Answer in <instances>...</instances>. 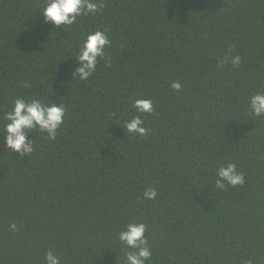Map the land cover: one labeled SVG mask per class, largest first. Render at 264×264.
Listing matches in <instances>:
<instances>
[{
	"label": "trees",
	"instance_id": "16d2710c",
	"mask_svg": "<svg viewBox=\"0 0 264 264\" xmlns=\"http://www.w3.org/2000/svg\"><path fill=\"white\" fill-rule=\"evenodd\" d=\"M45 2L0 0V129L18 98L66 109L54 140L28 134L29 155L0 132V264H126L129 222L146 225V264H264V116L249 104L264 92V0H95L62 28ZM97 30L110 44L80 80ZM136 116L144 136L123 129ZM228 163L244 183L219 189Z\"/></svg>",
	"mask_w": 264,
	"mask_h": 264
},
{
	"label": "clouds",
	"instance_id": "9594fccd",
	"mask_svg": "<svg viewBox=\"0 0 264 264\" xmlns=\"http://www.w3.org/2000/svg\"><path fill=\"white\" fill-rule=\"evenodd\" d=\"M97 7L95 0H46L45 6L41 8V16L45 23L51 24L54 28H62L73 25L80 16L95 14ZM109 44L110 41L103 31L88 33L79 48L73 77L78 76L80 80H87L96 70L98 58L104 56V50ZM231 63L239 65L240 57H231ZM171 87L179 91L181 84L173 82ZM249 104L253 115L264 116V92L252 95ZM133 106L139 113L153 111L151 99H136ZM65 114L66 109L60 102L51 101L44 104L36 99L30 102L16 99L12 110L3 117L5 123L0 132L4 133V147L21 157L29 155L34 149V142L28 139V134L38 129L46 133L49 140H54L57 129L64 122ZM143 125L144 121L136 116L126 121L123 129L128 133L144 136L148 129ZM216 175V187L219 189H224L226 185L236 186L244 183L243 174L238 172L236 165L232 163L220 166ZM156 195L154 189H146L143 193L146 199H154ZM10 227L15 229L14 224ZM145 232L146 225L143 222H129L121 226L118 240L131 250L126 255V264H146L149 261L152 253L147 246ZM44 260L45 264H60L59 257L52 252L46 253Z\"/></svg>",
	"mask_w": 264,
	"mask_h": 264
}]
</instances>
